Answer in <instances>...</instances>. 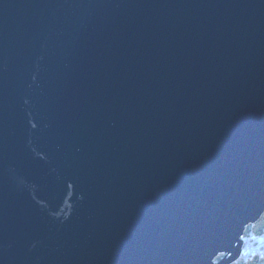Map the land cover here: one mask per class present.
I'll list each match as a JSON object with an SVG mask.
<instances>
[{
    "label": "water",
    "instance_id": "water-1",
    "mask_svg": "<svg viewBox=\"0 0 264 264\" xmlns=\"http://www.w3.org/2000/svg\"><path fill=\"white\" fill-rule=\"evenodd\" d=\"M264 214V0H0V264H232Z\"/></svg>",
    "mask_w": 264,
    "mask_h": 264
},
{
    "label": "trees",
    "instance_id": "trees-1",
    "mask_svg": "<svg viewBox=\"0 0 264 264\" xmlns=\"http://www.w3.org/2000/svg\"><path fill=\"white\" fill-rule=\"evenodd\" d=\"M247 228L243 237V255L232 264H264V214Z\"/></svg>",
    "mask_w": 264,
    "mask_h": 264
},
{
    "label": "bare ground",
    "instance_id": "bare-ground-1",
    "mask_svg": "<svg viewBox=\"0 0 264 264\" xmlns=\"http://www.w3.org/2000/svg\"><path fill=\"white\" fill-rule=\"evenodd\" d=\"M262 215H263V214H262ZM259 219H260V218H258V220H259ZM258 220H257V221H258ZM257 221H256V222H257ZM247 229H248V228H246V230H247ZM245 232H246V231H245ZM244 235H245V234H244Z\"/></svg>",
    "mask_w": 264,
    "mask_h": 264
},
{
    "label": "rangeland",
    "instance_id": "rangeland-1",
    "mask_svg": "<svg viewBox=\"0 0 264 264\" xmlns=\"http://www.w3.org/2000/svg\"><path fill=\"white\" fill-rule=\"evenodd\" d=\"M262 240H263V239H262ZM242 255H243V254H242ZM242 255H241V256H242ZM241 256H240V257H241ZM234 262H235V261H234Z\"/></svg>",
    "mask_w": 264,
    "mask_h": 264
}]
</instances>
